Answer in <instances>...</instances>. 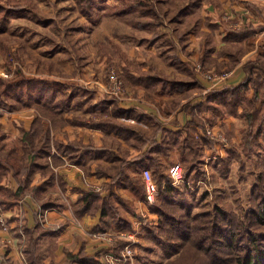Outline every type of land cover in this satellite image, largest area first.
I'll return each mask as SVG.
<instances>
[{
	"label": "trees",
	"instance_id": "obj_1",
	"mask_svg": "<svg viewBox=\"0 0 264 264\" xmlns=\"http://www.w3.org/2000/svg\"><path fill=\"white\" fill-rule=\"evenodd\" d=\"M24 1L0 0V22L20 12ZM105 1L107 0H84L87 7L94 5L93 3L98 4ZM117 1L122 3L119 9L121 13L139 11L141 17L147 16V20L158 17L156 13H148L150 4L155 9V3L152 0ZM234 23L235 19L221 21V24L228 30L227 40H241L255 30L251 24H242L238 27L234 26ZM259 28L264 29V24ZM97 50L106 58L107 68L113 64L122 68L123 73L119 70L123 80L129 77L132 84L141 85L146 91L147 88L154 89L156 77L144 70L141 64L129 59L126 52L118 45L113 42L99 41ZM261 58H264V41L262 49L259 47L257 57L244 62L245 77L241 82L212 88L203 99L185 106L191 115V119L183 126L186 130L185 135L181 130L167 132V141L164 142L162 153L173 149L174 146L180 150L185 182L180 186L173 185L168 173L159 171L161 166L159 160L155 157L149 159L153 161L151 173L159 191L158 199L152 204H147L149 213L157 214L158 225H147V231L150 238L162 246L169 258L168 264H264V170L254 179L250 205L243 216L234 212L232 203L225 200L223 195L216 196L217 201L210 209L193 213L190 202L187 196H183L184 190L181 188H191V185L194 186L200 177L206 178L201 155L205 145L208 148L215 147L216 139L211 138L204 128L209 120V118L207 120L201 117V114L205 112H209L210 119L213 120L219 116L237 115L241 117L247 127L237 147L238 150L241 149L247 155L254 151L259 152L257 147L264 143V86L261 81L264 78V63L260 62ZM172 84L176 86V83ZM58 94L61 98L55 100ZM1 95L14 96L17 99L26 95L29 100L36 98L37 103H40L37 104L38 112L30 128L23 130L21 134L23 155L20 157L15 154L14 149L4 152L3 141L6 135L0 123V177L11 171L18 183L16 190L0 185V209L8 210L19 205L26 195H38L42 186L31 185V180L36 170L48 167L47 163H38L37 159L47 156L52 146L49 131L45 129L44 124L48 121L53 124H64L60 114L63 109L68 108V103L74 95L66 93L64 84L52 79L42 80L38 77H18L17 80L0 79ZM102 98L104 103L110 105V108L104 106L100 107V111H96L97 105L89 102L86 110L89 117L75 116L72 122L97 127L106 134H113L107 145L109 149L117 147L122 150L121 144L124 142L128 149L134 147L138 150L139 153L129 160L124 155L120 169L114 176L111 175V183L120 182L121 179L118 180V177L125 174L124 168L132 166L136 171L133 188L144 197V184L140 176L147 166L143 161L149 157L151 152V149L145 150V146L147 140L153 139L156 135L148 138L142 130L130 127L120 119V117L134 114L136 107H123L116 98L105 94ZM77 105L81 107L84 102L80 99ZM197 126L200 129H197ZM154 144L158 143L153 139L151 145L154 146ZM55 145L76 163L83 158L86 153L85 149L89 147L78 141L65 145L55 141ZM102 151H108V149L105 148ZM232 152L235 153V157L241 158L239 151L233 150ZM227 160V157L222 159L223 162ZM115 199L122 203V199L113 192L112 187H109L108 193L104 196L93 189L82 191L74 208L75 215L80 216L100 209L101 226L98 231L112 230L115 236L121 231H131V223L121 216L114 203ZM42 206L45 208L47 204ZM35 228H25L28 239L24 253L29 264H42L35 254ZM124 244V240L120 238L116 237L113 240L112 250L115 258L119 256V251ZM75 263L110 264L108 261L103 263L98 261V255L88 256L82 252L69 255L68 264Z\"/></svg>",
	"mask_w": 264,
	"mask_h": 264
},
{
	"label": "crops",
	"instance_id": "obj_2",
	"mask_svg": "<svg viewBox=\"0 0 264 264\" xmlns=\"http://www.w3.org/2000/svg\"><path fill=\"white\" fill-rule=\"evenodd\" d=\"M213 1H203L200 7L198 5L193 7V4L188 5L186 2L181 5L182 10H185L182 16L185 14L184 18H190L186 23L190 25L179 34L181 42L184 37L185 43L179 45L175 38L171 39L175 46L174 53L165 49L158 41L156 44L147 46V72L156 77L154 89L147 88L146 91L142 86L132 84L139 92L138 96L142 94V98L140 96L136 99L116 98L123 107H136L134 114L120 117L122 121L130 127L142 130L148 138L156 135L153 139L158 144L152 146L153 139H150L145 146V150L151 149L149 157L143 161L147 165L145 169H152L153 161L149 160L151 157L159 160L160 172L180 161V152L178 153L176 146L163 153L162 149L164 142L167 141L169 130H181L183 135L186 134L183 126L191 119V115L185 106L203 99L212 88L241 82L245 77L244 62L256 58L259 42L264 41V29L259 28L264 24V0H218L221 2L224 13L216 8ZM178 2L177 0L176 3ZM230 19H235L234 26L251 24L255 30L241 40H227L228 30L221 21ZM167 32L170 36L174 34V31ZM116 45L121 48V44ZM98 55L103 58L104 65L101 63V66L104 67L106 58L99 53ZM135 62L141 64L136 60ZM197 62L206 71L233 69L234 72L225 82L211 87V83L194 67ZM141 65L143 68V64ZM132 73L136 74L133 71ZM55 80L64 84L67 90L70 87L66 81ZM172 83H176V86ZM93 92L90 94L89 101L97 105L96 111H100V107L104 106L110 108L108 103L103 102V94H107L102 87L96 88ZM176 92L185 95L192 92L191 95L198 93L199 95L195 98H191L190 95V98H186V101L182 99L180 105L175 107L173 100H176L174 95ZM80 99L78 98L77 101ZM77 101L76 107H78ZM83 102L87 103V100L84 99ZM70 104L71 101L68 103V108L63 109L60 114L64 124H53L51 121L44 124L45 129L49 131L52 146L47 156L37 159L38 163L48 164V167L43 170H36L31 180V185L42 186L38 195H26L19 205L3 210L7 230L0 228V264H29L24 253L28 239L25 228H35L37 224L35 254L42 264H68L69 255L79 254V252L88 256L98 255V261L107 262L110 256L114 255L113 240L92 234L100 229L101 210L95 209L93 212L80 216L75 215L74 212L79 194L88 189L99 191L104 196L108 193L109 187H112L113 192L122 199V203L117 199L114 203L121 216L131 223V231L136 232L135 255L140 246L147 244V239L150 238L147 225H158L157 215L149 213L144 197L133 188L136 171L132 166L124 168L125 174L118 177V180L121 179L120 182L111 183V175L114 176L120 169L124 155L129 160L139 153L138 150L134 147L128 149L124 142L121 144L122 150L117 147L109 149L107 145L113 134H106L97 127L73 123L72 119L75 116L88 118L89 114L84 105V107H78L82 108L81 112L77 108H72ZM33 105V107L28 106L18 110L3 109L1 111L0 123L6 135L3 141L4 152L14 149L18 157L23 155L21 134L23 130L30 128L38 112L37 104L33 103ZM201 117L215 122L214 127L217 129L219 125H223L225 131L234 139L228 136L230 144L240 142L242 135L238 134V130L242 122L237 118L239 116H219L213 120L210 119V113L205 112L201 114ZM55 141L63 145L78 141L89 147L85 149L83 158L76 163L55 145ZM105 148L108 151H102ZM0 185L11 190H16L18 187L11 171L0 177ZM43 204H47V207L43 208ZM111 231L103 232L113 233ZM145 252L139 255L140 261L134 264H147V250Z\"/></svg>",
	"mask_w": 264,
	"mask_h": 264
},
{
	"label": "rangeland",
	"instance_id": "obj_3",
	"mask_svg": "<svg viewBox=\"0 0 264 264\" xmlns=\"http://www.w3.org/2000/svg\"><path fill=\"white\" fill-rule=\"evenodd\" d=\"M176 1L152 0L155 3V9L150 4L148 13H156L158 17L147 20V16L141 17L139 11L121 13L119 9L122 3L117 0L93 3L94 5L88 7L84 0H25L20 12L0 22V79L17 80L18 77H38L42 80L50 78L66 81L71 87L68 86V90L65 88L66 93L73 92L74 95L70 105L81 112L82 108L75 106L77 99L87 100V103H84L87 109L90 94L99 87H102L109 97L136 99L140 96L142 98V94L138 96L139 92L132 86L129 77L126 80L121 78L122 68H119L120 71L115 64L108 68L107 65L101 66L103 58L98 55L97 43L113 41L121 44L127 57L140 62L144 70H147V46L156 44L158 41L165 49L174 53L175 46L171 42L172 38H175L179 45L185 43L184 37L181 42L179 34L181 30L189 27L190 23L189 25L186 23L190 18H184L185 14L182 16L185 10H182L181 5L186 2L188 5L193 4V7L195 5L200 7L202 2L207 0H198V2L197 0H178V3ZM213 2L216 8L224 13L221 2L218 0ZM167 31H174L173 36H170ZM262 41L258 45L261 49ZM260 62L264 63V58H261ZM197 64L200 63L197 62L195 68ZM196 70L198 72V68ZM220 70L215 72H221ZM227 71L233 73V69H224L222 72L227 73ZM112 72L122 82L119 90L110 76ZM261 81L264 86V78ZM179 93H174L176 100H173V106L175 107L180 105L182 99L186 101L190 97L195 98L199 95V93L191 95L192 92H190L186 96L180 93L182 95L180 97ZM60 98L58 94L55 100ZM36 102V98L29 100L26 95L18 99L14 96L1 95L0 111L33 107V103L40 104ZM237 118L242 122H240V128H243H239L238 134L243 135L247 124L241 117ZM214 126H216L215 122L207 121L204 127L207 134L211 138L214 136L218 138L217 135L220 133L225 137L226 142L223 143L219 138H214L216 139L215 147L208 148L205 145L201 157L203 156L202 166L206 178L200 177L194 186L191 185V188L181 187L184 190L182 194L187 196L193 213L210 209L217 201L216 196L223 195L225 200L232 203L234 212L243 216L250 205L254 179L264 170V143L257 147L259 152L244 154L237 148L240 142L233 141L234 143L230 144L228 136L234 139L225 131L223 125H219L218 129ZM233 150L239 151L241 158L235 157ZM180 154L179 160H181ZM226 157L228 160L223 162L222 159ZM178 162L183 168L182 162ZM149 171L151 173V169ZM163 172L167 174L168 169H164ZM151 176L153 178L152 173ZM140 177L142 179V173ZM153 180L156 183L154 178ZM146 245L147 248H145ZM146 250L147 264H168L169 258L162 246L151 238L147 239V244L140 246L137 255L134 256V263L140 261L139 255L146 253Z\"/></svg>",
	"mask_w": 264,
	"mask_h": 264
},
{
	"label": "built area",
	"instance_id": "obj_4",
	"mask_svg": "<svg viewBox=\"0 0 264 264\" xmlns=\"http://www.w3.org/2000/svg\"><path fill=\"white\" fill-rule=\"evenodd\" d=\"M198 73L201 74L208 82L211 83V87H215L223 82L233 73L231 71L225 72H215V71H206L202 68L201 64H197ZM196 68V69H197ZM234 72V71H233ZM112 80L117 85V89L119 90L122 85V82L117 79L116 75L112 72L110 75ZM210 133V131H208ZM213 133V131H211ZM216 135V133H214ZM218 138L221 142L225 143V137L218 133ZM213 138L218 139L216 136ZM168 175L171 178L172 184H179L184 182L183 168L179 162H175L171 164L168 168ZM142 181L144 184L145 196L144 202L146 204H152L155 202L158 193V186L154 182L149 169L142 170ZM0 228L2 230H7V224L3 212L0 209ZM94 236H101L108 238L109 240H114L116 237L124 240L125 244L119 251V256L114 257L110 256L108 262L110 264H134V256H135V247H136V232L135 231H121L117 233L110 232H94L92 233Z\"/></svg>",
	"mask_w": 264,
	"mask_h": 264
}]
</instances>
